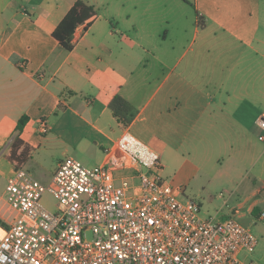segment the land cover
<instances>
[{"label":"crops","instance_id":"0c3cea01","mask_svg":"<svg viewBox=\"0 0 264 264\" xmlns=\"http://www.w3.org/2000/svg\"><path fill=\"white\" fill-rule=\"evenodd\" d=\"M74 1L0 0L7 176L46 168L48 182L66 155L100 164L125 129L158 153L180 198L226 158L264 156V0H86L96 14L75 29L68 51L52 31ZM115 95L125 102L118 115L109 107ZM23 115L18 136L29 155L18 163L8 155ZM252 179L261 185L240 204L250 214L264 202V179ZM9 209L0 206V220Z\"/></svg>","mask_w":264,"mask_h":264},{"label":"built area","instance_id":"2783aa9c","mask_svg":"<svg viewBox=\"0 0 264 264\" xmlns=\"http://www.w3.org/2000/svg\"><path fill=\"white\" fill-rule=\"evenodd\" d=\"M257 122L264 131V110ZM104 154L93 166L66 155L46 183L12 171L5 202L14 215L0 220V264H253L239 258L257 238L238 209L224 220L201 216L162 176L158 153L128 129ZM44 192L55 210L41 203Z\"/></svg>","mask_w":264,"mask_h":264},{"label":"rangeland","instance_id":"374dc122","mask_svg":"<svg viewBox=\"0 0 264 264\" xmlns=\"http://www.w3.org/2000/svg\"><path fill=\"white\" fill-rule=\"evenodd\" d=\"M190 20L192 21V17ZM259 133L264 135L262 129L259 130ZM262 146H264V143ZM222 164L224 167L222 171L217 172V170H212L209 176L204 177V182L197 184L192 183L186 191V196L199 205L201 216L214 220H224L230 216L235 209H238L240 214L246 213V207H241L240 204L243 203L244 198L253 190V184L254 186L261 185L255 179L251 181V178L256 176L264 179L263 155L257 157L253 163H248L247 161L236 163V161L232 162L226 158ZM93 165L95 164L87 166ZM9 168L10 166L6 160H0V206H2V208L6 207L4 199ZM30 172L39 181L46 183L50 178L52 170L45 168L44 170H30ZM263 188H261L259 192L262 196H264V191L262 192ZM41 203L47 209H56L57 201L48 192L42 194ZM259 206L260 213L262 211L264 212V202ZM260 213H246L244 218H241L240 214H236V218L242 224L248 226L257 238V244L253 251H243L239 254V258L247 262H252L253 264H264V218H259ZM5 215L8 217V220H10L14 212L9 209L6 210Z\"/></svg>","mask_w":264,"mask_h":264},{"label":"trees","instance_id":"16d2710c","mask_svg":"<svg viewBox=\"0 0 264 264\" xmlns=\"http://www.w3.org/2000/svg\"><path fill=\"white\" fill-rule=\"evenodd\" d=\"M96 12L93 5L87 3L86 0H75L64 15V17L60 20L56 28L52 31V37L56 42L64 49L70 51L74 47L73 37L75 29L79 25H84V28H87ZM199 20H201L199 18ZM201 22V21H200ZM125 105V102L121 99L120 96L115 95L113 99L109 103L110 109L113 111L115 115H118L119 109ZM27 116L23 115L19 118L16 124L17 134L14 136L11 142V151L8 155V159L10 161H18V163L24 162L29 155V148L23 144L22 140L18 136L22 131L24 125L26 124ZM22 147L19 154H17V150ZM260 210L258 206H254L252 209V214H259Z\"/></svg>","mask_w":264,"mask_h":264}]
</instances>
